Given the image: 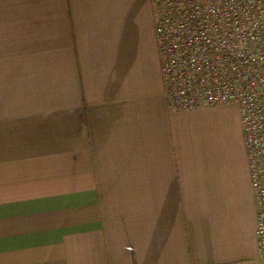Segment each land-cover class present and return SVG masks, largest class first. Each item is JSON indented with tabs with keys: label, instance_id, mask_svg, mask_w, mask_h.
I'll return each mask as SVG.
<instances>
[{
	"label": "crops",
	"instance_id": "crops-1",
	"mask_svg": "<svg viewBox=\"0 0 264 264\" xmlns=\"http://www.w3.org/2000/svg\"><path fill=\"white\" fill-rule=\"evenodd\" d=\"M239 107L167 108L150 0H0V264H264Z\"/></svg>",
	"mask_w": 264,
	"mask_h": 264
},
{
	"label": "built area",
	"instance_id": "built-area-1",
	"mask_svg": "<svg viewBox=\"0 0 264 264\" xmlns=\"http://www.w3.org/2000/svg\"><path fill=\"white\" fill-rule=\"evenodd\" d=\"M167 108L236 104L264 259V0H150Z\"/></svg>",
	"mask_w": 264,
	"mask_h": 264
}]
</instances>
